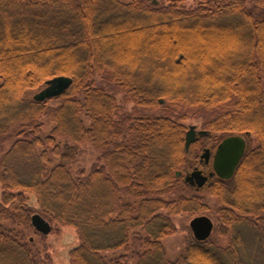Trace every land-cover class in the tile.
Listing matches in <instances>:
<instances>
[{
	"label": "trees",
	"instance_id": "trees-1",
	"mask_svg": "<svg viewBox=\"0 0 264 264\" xmlns=\"http://www.w3.org/2000/svg\"><path fill=\"white\" fill-rule=\"evenodd\" d=\"M165 1L0 0V100L16 102L9 112L0 105V264H54L47 235L32 224L34 213L75 229L78 244L69 251L70 264H264V0H193L191 7L186 0ZM138 15L168 28L197 26L208 36L217 27H241L249 30L247 47L231 60L208 48L197 80L192 68L186 76L181 67L192 46L165 42L161 50L147 51L153 61L139 77L134 70L141 65L126 70L119 59L109 60L120 57V50L129 52L120 33L128 27L125 16ZM104 41L117 51L103 50ZM209 50L220 57L213 59ZM135 52L129 54L138 60ZM61 74L73 78L63 94L44 101L28 96ZM97 77L113 91L97 84ZM183 78L189 87L161 81ZM209 79L214 84L205 83ZM118 90L136 108L165 106L168 114L127 111ZM53 99L59 104H49ZM190 112L208 113L202 129L209 134L187 152L183 120ZM213 132L246 134L256 144L249 142L232 179L216 177L198 189L185 173L198 165L203 138ZM8 136L15 138L2 151ZM81 143L100 153L89 170L67 163ZM53 158L62 161L52 165ZM204 192L217 199L215 234L192 238L179 259L170 261L163 240L177 230L172 217L207 214L211 205ZM29 230L40 244L26 240ZM243 230L259 241L261 261L243 259ZM217 235L226 242H217Z\"/></svg>",
	"mask_w": 264,
	"mask_h": 264
},
{
	"label": "rangeland",
	"instance_id": "rangeland-1",
	"mask_svg": "<svg viewBox=\"0 0 264 264\" xmlns=\"http://www.w3.org/2000/svg\"><path fill=\"white\" fill-rule=\"evenodd\" d=\"M152 1L155 5L165 4L164 3L165 0H151V2ZM184 3L187 7L189 6L191 7L192 5H195L193 0H186ZM125 19H126V25H128V27L127 26L124 27V29L121 30L120 34L122 35V38H123L122 44L125 46L126 49L128 48L130 50L129 52L120 50L119 52L121 54L120 57L115 54L116 58H109V60L118 61L119 59L122 62L120 67L126 70H131V68L133 70L135 63L141 65L140 67L134 70L135 74L139 75V77H141L140 72L145 70L144 66L148 65L151 61H153L152 57L150 58L148 57L147 51L150 52V51H157L159 49L161 50L163 48L162 43H165V42L175 41L174 43L177 42L179 44L189 43L190 46H192V47H189L190 53H191L190 60H188L187 63L181 67L182 69H185L188 72L190 71L189 68H192L196 74H199L198 76L195 77V79L197 78V80L201 79L199 76L201 72L203 71V67H201L200 62L204 61L203 59H204L205 54H207L206 52L208 48L221 50L222 52H224L223 55L222 54L220 55L222 59L228 58L231 60L232 58L239 56V54L240 55L243 54V52L245 51V48L247 47V43H248L247 37H248L249 30H244L241 27H237L236 29L234 28L236 32L234 31L231 32L229 29H223V28L217 27L213 29V32H212L213 35L208 36V35H205L199 32L198 30L200 28L197 26H194L193 28L183 27L182 29L177 28V27L168 28L167 26H164V23L162 24L155 23V21L150 20L145 15L143 16L138 15L137 19L134 16H125ZM219 20L222 22H228V20L230 21V18H225V19L219 18ZM203 22H206V21H203ZM184 24L185 25L187 24L186 26L189 25L188 23H184ZM173 30H178L177 32L179 35L176 36L175 34H173L172 33ZM31 32L32 31H29V33ZM261 34H262V41H264V32H262ZM100 45H101V48L105 50L106 52L114 53V51H110V50L117 51V47L112 46V44L108 43L107 41H104V44L101 43ZM208 46H211V47H208ZM200 49H202V51H199ZM134 50L136 51L135 53H137V56L139 58L138 60L137 58L136 59H133V57L131 58L129 54L130 51H134ZM209 54L210 55L214 54L213 59L216 58V60L220 57L218 54L215 55V52H212V51H210ZM148 61L149 63H147ZM192 61L193 63L198 61V63H200L199 66L187 67V65L191 64ZM209 63L208 64L205 63L207 64V66H209V68L211 67L213 63L215 64V62L213 61L211 62L212 64H209ZM148 69H150V67L147 68L146 70ZM186 76H190V72ZM186 76L184 78H186ZM184 78L179 79V80L163 79L161 81L164 85L167 84V86H171V87H178V88L189 87L190 80L187 82V80L186 79L184 80ZM96 83L101 86H104L109 91H113L110 87L112 85H110L109 82L102 77H97ZM205 83L214 84V81H211L209 79ZM263 85H264V77H263ZM37 91H28L27 94L28 96L32 97ZM212 91H214V89H212ZM116 92H117V97L119 98V100H121L120 102L122 103L124 109L127 111L136 110L137 112H140V113L168 114V110L165 108V106L159 107L157 111H148L140 107L136 108L135 103L133 101L125 99L124 93L122 91L118 90ZM15 104L16 102L13 99L8 100V101L0 100V105L3 108L4 112L5 111L9 112L11 108H9L8 106L10 105L15 106ZM49 104L55 106L59 104V101L57 99H53L51 103ZM167 108L170 109L169 107ZM179 108H181V110L184 109L182 108V106H180ZM172 111H175V110H169V112H172ZM180 111L176 110V113L178 114ZM211 113L215 114L214 112H211ZM187 115L188 116L183 120L187 128H189L190 125L195 124L197 125L198 129H202L203 123L205 121L204 116L207 117L208 113L202 114V115H199V114L192 115V113L190 112ZM84 118H85L86 124L90 125L91 124L90 118L86 115H84ZM51 127H52V124L47 122L44 129L48 131ZM243 135H246V134H243ZM225 136L221 135L219 132H213L211 138L204 137L203 142H202V149L200 153H202L205 147L211 148L212 153H214L217 148V144ZM215 137H217V139L213 141L212 139ZM14 138H15L14 136L13 137L8 136L7 139L5 138L3 145L1 147V150L5 151L6 149H8ZM246 138H247V148L249 146V142L252 147L255 146L256 142L253 138H251L250 140L247 135H246ZM75 149H76L75 159L71 161H67V163L73 169L84 168L86 170H89V168L93 166L95 161H98V158L100 156L99 150L90 143H81L77 145ZM193 157L194 156H192L191 159H193ZM61 161L62 160L60 158H53L51 164L53 165ZM211 163H212V160L210 161L209 165L205 167L206 170L209 171L212 169ZM256 183L257 181L255 182V184ZM2 191L3 190L0 184V201H1ZM204 194H205L207 202L211 205V210L207 212V215H209L214 221V231L212 233L213 235L215 234V229L218 224L216 215L214 213L216 208L218 207L217 199L209 195L207 192H204ZM30 202H32L33 205L37 206V203L34 198H32ZM262 215H264V213H262L260 216ZM172 218L177 226V230L175 233L164 238L163 243H164V246L167 252L168 259L170 261H175L179 259V256L184 252L188 242L192 238H194V236L190 228V220L192 216H189L187 214H178V215H173ZM254 218L256 219L257 217H254ZM50 223L52 225V231L47 235V237L45 238V241L49 245V251L52 255L51 258L53 259L54 264H70L69 251L72 247L78 244L77 233L73 227L64 226L61 224L55 225V223H52V222ZM260 224L262 225V222H260ZM243 233H244L245 241H246L245 249L242 250L241 252L243 259L246 262L261 261L262 258H261V251L259 249V246H260L259 241L254 237V235H251L249 231L243 230ZM29 238H33L34 241L40 244L39 241L41 239L40 237L36 235L34 230L27 231L26 240H29ZM224 239L220 238L218 235L216 237V241L220 243H225L226 239L225 240Z\"/></svg>",
	"mask_w": 264,
	"mask_h": 264
},
{
	"label": "water",
	"instance_id": "water-1",
	"mask_svg": "<svg viewBox=\"0 0 264 264\" xmlns=\"http://www.w3.org/2000/svg\"><path fill=\"white\" fill-rule=\"evenodd\" d=\"M73 83V78L69 75L61 74L53 76L46 80L45 86L38 90L33 98L38 101H44L49 98L57 97L63 94ZM162 103L165 102L161 98ZM209 131L206 129H198L197 125H190L186 132L184 148L188 152L192 143H194L199 136L208 135ZM247 150V138L243 134H230L225 136L218 144L214 154L209 147H205L201 158L205 164H209L212 156V170L196 167L194 171L188 172L185 175V180L193 186L202 187L208 180L214 176L221 179H231ZM178 171V175H181ZM32 224L34 228L41 233L48 235L52 231L51 223L44 218L40 213L32 215ZM190 228L194 238L200 241L209 239L214 231V221L207 214H200L194 216L190 220ZM33 239V238H32Z\"/></svg>",
	"mask_w": 264,
	"mask_h": 264
},
{
	"label": "flooded vegetation",
	"instance_id": "flooded-vegetation-1",
	"mask_svg": "<svg viewBox=\"0 0 264 264\" xmlns=\"http://www.w3.org/2000/svg\"><path fill=\"white\" fill-rule=\"evenodd\" d=\"M206 136V135H205ZM201 137H198L197 138V140H199ZM196 140V141H197ZM212 157V156H211ZM199 161V163H198V165H196L192 170H191V172L192 171H194V169L196 168V167H198V168H205V167H207L209 164H205V161L201 158V155H200V159L198 160ZM215 178V177H214ZM214 178H212V179H214ZM211 180H208V182L204 185V186H202V187H200V188H204L209 182H210ZM194 187H196V186H194ZM199 187H198V189H200Z\"/></svg>",
	"mask_w": 264,
	"mask_h": 264
},
{
	"label": "bare ground",
	"instance_id": "bare-ground-1",
	"mask_svg": "<svg viewBox=\"0 0 264 264\" xmlns=\"http://www.w3.org/2000/svg\"><path fill=\"white\" fill-rule=\"evenodd\" d=\"M212 156H213V155H212ZM211 160H212V157H211ZM192 218H193V217H192ZM192 218H191V219H192Z\"/></svg>",
	"mask_w": 264,
	"mask_h": 264
}]
</instances>
